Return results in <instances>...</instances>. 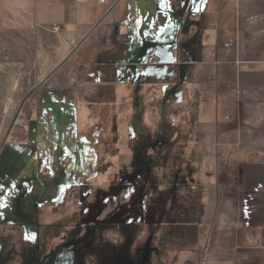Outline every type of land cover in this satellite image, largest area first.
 <instances>
[{"label":"rangeland","instance_id":"1","mask_svg":"<svg viewBox=\"0 0 264 264\" xmlns=\"http://www.w3.org/2000/svg\"><path fill=\"white\" fill-rule=\"evenodd\" d=\"M147 3L162 6L150 48L165 64L148 75L128 73L130 109L97 106L95 91L84 87L93 63L89 42L58 27L0 29V160L18 146L17 156H32L28 168L35 164L29 174L4 173L17 181L11 206L0 208V263L264 264V250L244 251L250 241L237 239L240 229L264 233V0L212 1L211 20L227 25L230 43L214 54L210 76L195 81L198 105L212 107L207 122L187 118L180 102L188 97L180 39L206 0ZM203 40L190 44L197 55ZM93 75L104 80V72ZM163 82L171 85L159 87ZM109 90L114 94L113 85ZM65 115L72 119L55 123ZM110 119L112 140L104 143ZM36 133L49 139L34 156L25 149ZM67 136L65 152L58 145ZM167 150L182 157L187 178L190 169L211 166L201 176L191 172L189 185L168 182L162 190L166 160L158 155ZM152 151L158 155L148 157Z\"/></svg>","mask_w":264,"mask_h":264},{"label":"crops","instance_id":"2","mask_svg":"<svg viewBox=\"0 0 264 264\" xmlns=\"http://www.w3.org/2000/svg\"><path fill=\"white\" fill-rule=\"evenodd\" d=\"M113 1L114 0H110V2ZM148 1L154 0H133L134 4L132 8L129 9L125 4V0H121L113 12L114 23H109L107 20L105 23H102L106 8L96 4L95 2L74 4L60 0H0V29L5 31L26 33L34 31L37 28L58 27L59 29L72 33L75 38L82 40L84 43L89 42L87 43V46H93V63L89 70L86 71V83L84 87H87V89L90 91H95L93 101L97 106H103L108 103L117 105L118 107L122 106L124 109H128L129 107L130 109L134 105L132 106L129 104L132 102L133 96L130 93L133 91L125 84L129 81L126 79L128 73H130V71L133 69L134 71H138L140 74L148 75V73H150V67H156L165 64L162 62V60H159L161 57L159 56L157 49L150 48V46L153 44L157 45V43H154L158 40V27H156V23L162 6L156 3L149 4L147 3ZM212 1L213 0H206L205 7L202 11L195 9L193 13L192 26L190 30L182 35L180 39V43H185L186 45L185 48L180 49V63L185 70V72H183L182 68L188 94V97L183 99V101L181 100L180 102L185 108L187 118H189V115L195 114L196 119H198L200 122H207L208 119L211 118L209 111L212 110V107L205 104L202 105V103H200L201 105H198L196 100V92L198 89L195 86V81L200 76L204 79L206 76H210V62L214 57V54H216L215 56H218L221 54V51L225 49L228 50L230 43V41L228 42L230 38V30H228L227 25L222 24L220 21H216V24L214 25L211 20L214 14ZM98 24H100V26H97ZM119 28L121 31L120 35L118 34ZM199 35L201 39L204 38L203 43H205V46L204 52L197 55L190 44ZM95 72H104L102 77L104 80L96 79V77L93 75ZM106 72H109L110 74L107 76ZM167 73L171 77L175 75L170 71ZM171 77L166 78L168 80L171 79L168 81L170 83L173 79ZM178 82H182L180 78L178 79ZM111 84L114 88V94H112L109 90V88L112 86ZM165 85L171 84H165V82H163V84L159 87L163 88ZM167 101L170 103V105L175 103L174 99L172 98L167 99ZM115 102H118L119 104H116ZM177 102L179 101L177 100ZM64 106L68 105L64 103ZM195 106L197 109H192ZM46 107H49V105H46ZM176 108L177 107L175 106L172 107L174 110ZM197 110L199 111L197 112ZM149 112L152 111L149 109L148 113ZM67 118L70 120L72 119L71 115H65L64 117L62 116L61 118L57 119L55 123L57 124L62 119L66 120ZM112 124L114 123H112L111 119L107 120L103 124L104 127L102 129H105V131L102 132H106L102 137L103 140L104 138L107 139V137L110 136L106 142L103 141L104 143H109V141L112 140V134L107 132L109 131L108 128L110 129L112 127ZM67 127L69 132H71V127H73V125H67ZM35 136L36 144L28 142V145H26L27 149H25L26 152L29 150H34L32 151V155L34 156L37 155L39 150L38 144L42 142L40 144H42L43 147H47L48 144H45L44 139H49L44 134L36 133ZM31 137L32 136H30V138ZM69 139L70 137H68L67 140L66 138L60 140V144L58 146L61 145V148L63 149L62 151L68 152V149H70L68 144V142H70ZM92 146L95 148L96 144H93ZM17 147L12 148V150L9 151L11 153H6L3 159L0 160V184L2 185V183H5L2 186H5L3 190L0 189V208L9 201V196L14 195L16 192L14 190L15 183L17 181L15 178L16 176H12L10 180H7L8 177H6L4 173L8 174L11 168L13 170L16 168L18 170V174H21L22 171L29 174L33 168V162L31 163V167L28 168V164L32 160L30 152H28L30 155L29 159H22L20 158L21 155L19 157L15 152ZM20 147L23 146L20 145ZM210 150L209 156H211V160H209L212 162L213 151L212 149ZM74 152L75 151L73 150V153ZM151 153L148 154V157L158 155V153H154V151ZM24 154L26 155V153ZM128 154L131 155L129 151ZM87 155L85 153V159ZM179 156L180 155L177 154V152H170L169 150L163 152V154L160 156L158 155V157H163L166 160L162 166L163 185L161 184L162 182H158V187L160 186L162 190H164V183L168 182H175L176 186L178 187L189 185L190 182H192L189 178L191 172L197 176H201L203 171L211 166V164H208L207 162H205L203 165L200 164V167L190 169V174L187 178L186 175L183 174L185 171L184 164L181 162L183 159H181L182 157ZM172 157L177 160V164L175 162L173 166L168 162ZM178 161L182 166H178ZM175 169L177 173L171 179V171H175ZM34 172L35 171H33L32 174ZM13 173L16 174L15 170ZM7 206H11L9 202ZM240 221L241 220H239V222ZM254 230L255 232L253 234H245L240 229L237 234L238 242L250 241L251 245L248 244L250 245L249 247L242 246L245 248L244 251L249 250L246 248H254L253 250H260L259 252L264 250V233H261V228L254 227ZM1 252L2 249L0 247V258ZM239 264L245 263L242 260L239 262Z\"/></svg>","mask_w":264,"mask_h":264},{"label":"built area","instance_id":"3","mask_svg":"<svg viewBox=\"0 0 264 264\" xmlns=\"http://www.w3.org/2000/svg\"><path fill=\"white\" fill-rule=\"evenodd\" d=\"M64 2H70L74 4H82V3H89V2H95L96 4L105 7V12H104V17H103V22L109 21V23H114V18H113V12L120 3L121 0H114L113 2H110V0H60ZM97 26H100L98 24Z\"/></svg>","mask_w":264,"mask_h":264}]
</instances>
